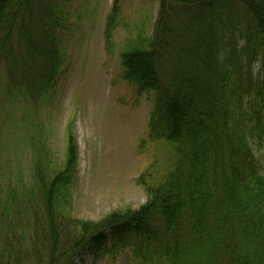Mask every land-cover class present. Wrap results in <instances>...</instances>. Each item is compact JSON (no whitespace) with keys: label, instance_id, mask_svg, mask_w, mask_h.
<instances>
[{"label":"trees","instance_id":"trees-1","mask_svg":"<svg viewBox=\"0 0 264 264\" xmlns=\"http://www.w3.org/2000/svg\"><path fill=\"white\" fill-rule=\"evenodd\" d=\"M158 2L148 30L127 34L117 56L119 77L153 95L148 138L171 146L168 168L141 179L147 200L137 209L73 218L70 129L60 167L39 153L25 187L0 184V264H73L85 247L90 264H264V172L245 130L264 135V0ZM67 3L0 0L4 93H52ZM121 19L115 0L108 52Z\"/></svg>","mask_w":264,"mask_h":264},{"label":"rangeland","instance_id":"rangeland-1","mask_svg":"<svg viewBox=\"0 0 264 264\" xmlns=\"http://www.w3.org/2000/svg\"><path fill=\"white\" fill-rule=\"evenodd\" d=\"M114 2L68 0L69 26L59 33L62 59L49 96L11 97L4 93L0 74V184L25 187L33 179L39 153L51 168L60 167L71 129L78 146L71 216L82 220L98 221L114 210L144 204L147 193L141 179L167 169L172 154L169 144L149 141L153 95L137 94L119 77L117 56L127 34L146 30L154 21L159 2L118 0L123 20L114 31L116 51L108 52L105 24ZM232 58L236 65L238 58ZM245 130L264 172V135ZM35 144L40 146L36 149ZM91 260L92 249L85 247L73 264Z\"/></svg>","mask_w":264,"mask_h":264}]
</instances>
